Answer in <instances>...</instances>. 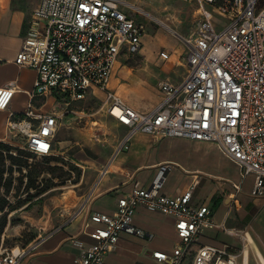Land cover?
I'll use <instances>...</instances> for the list:
<instances>
[{
	"label": "built area",
	"instance_id": "2783aa9c",
	"mask_svg": "<svg viewBox=\"0 0 264 264\" xmlns=\"http://www.w3.org/2000/svg\"><path fill=\"white\" fill-rule=\"evenodd\" d=\"M183 1L196 2L200 16L196 34L183 38L187 71L178 84L162 82V100L152 111L142 113L110 89L120 58L136 56L141 49L145 25L136 19L134 6L123 0H41L30 17L15 63L38 74L31 100L53 98L63 106V114L41 113L32 103L20 118L10 113L8 130L23 141L21 146H11L40 158L54 155L63 117L78 115L81 104L100 92L105 95L100 112L129 129L120 149L127 148L131 137L140 132L214 142L240 167L243 178L255 177L253 193L263 195L264 0ZM216 18L224 21L220 30ZM15 93L14 88H0V111L10 108ZM168 169L161 166L160 173ZM160 190L159 182L150 188L136 183L119 199L114 215L92 214L93 243L75 242L81 250L78 264H103L123 234L145 237L133 225L139 207L175 220L180 243L171 253L154 252L157 264H253L244 249L201 246L194 250L206 229L235 232L216 224L208 206L192 203L193 189L175 197ZM36 245L1 252L0 264H19Z\"/></svg>",
	"mask_w": 264,
	"mask_h": 264
},
{
	"label": "crops",
	"instance_id": "0c3cea01",
	"mask_svg": "<svg viewBox=\"0 0 264 264\" xmlns=\"http://www.w3.org/2000/svg\"><path fill=\"white\" fill-rule=\"evenodd\" d=\"M40 3L41 0H0V88L16 89L10 108L0 111V141L12 146H21L23 141L20 137L14 138L8 130L10 113L20 118L32 103L41 113L63 114V106L53 98L37 97L31 100L30 94L34 91L38 74L30 68H19L15 63L30 17ZM176 45L172 35L146 34L145 28L139 53L120 58L111 78L110 89L131 108L142 113L152 111L162 100V94L159 89L156 100H153L142 89V83L150 79L145 75L152 78L159 76L156 63L160 50L174 49ZM183 45L186 59L188 49ZM139 57H146L148 67L130 74L131 69L123 62ZM129 78L130 85L127 84ZM96 93V97L82 104L99 101L101 105L105 95ZM147 99H152V106L148 105ZM73 116L68 114L63 117L60 130L65 119ZM121 126L117 130L118 143L99 163L97 177L80 214L71 223L37 242L35 249L19 264H78L81 250L75 242L81 241L86 246L93 243L90 232L95 224L91 222V215H114L119 199L128 195L136 183L150 188L155 182L161 184L162 194L172 197L182 196L193 189L192 203L197 207L208 206L216 224H223L227 230L235 232V235H230L220 229H206L194 245V250L201 246H228L235 252L244 249L253 264L264 259V194L253 193V175L243 178L240 167L224 155L214 142L179 137L159 138L140 132L131 137L127 148L120 149L129 132L127 127ZM165 165L169 169L161 174L160 168ZM105 170L107 173L102 175ZM133 225L143 230L146 236L123 234L116 249L106 255L103 264H157L153 258L154 252L171 253L180 243L175 220L145 207L136 210Z\"/></svg>",
	"mask_w": 264,
	"mask_h": 264
},
{
	"label": "rangeland",
	"instance_id": "374dc122",
	"mask_svg": "<svg viewBox=\"0 0 264 264\" xmlns=\"http://www.w3.org/2000/svg\"><path fill=\"white\" fill-rule=\"evenodd\" d=\"M123 1L134 6L136 19L145 24L146 34L172 35L177 42L174 49L162 48L157 55L156 67L157 72H160L159 76L152 78L145 75L146 78H150L148 79L150 82L144 80L142 83V89L156 100L160 83L167 80L179 83L183 80L186 55L183 38L195 35L198 30L200 22L198 6L194 1L183 0ZM207 9L212 10V7L209 6ZM217 22L220 24L218 26L220 30L224 26V21L218 18ZM123 65L131 69L130 74L148 67L146 57L123 62ZM127 82L130 85V78ZM150 101L152 99H147L148 105L152 106ZM81 106L82 110L78 115L65 119L56 139L55 155L32 158L25 153H18L17 149L11 152L21 160V164H24V185L16 195L15 187L20 185L18 179L22 174L19 167L7 161L6 168L12 167L14 175L9 202L16 206V209L8 211V224L2 237L0 253H7L16 248L29 250L60 227L71 223L80 214L79 211L97 177L99 163L116 147L117 130L122 128L115 120L100 112L99 101ZM25 165H28V168ZM29 171L38 176L36 186L45 191L31 199L29 194H37V191L26 186ZM7 177L8 171L5 174V178Z\"/></svg>",
	"mask_w": 264,
	"mask_h": 264
},
{
	"label": "trees",
	"instance_id": "16d2710c",
	"mask_svg": "<svg viewBox=\"0 0 264 264\" xmlns=\"http://www.w3.org/2000/svg\"><path fill=\"white\" fill-rule=\"evenodd\" d=\"M14 150V148L6 143H3L0 141V246L2 243V237L5 233L8 220H7V214L9 210L14 211L16 209V206H13L9 202V197L13 191V181H14V175H13V168H6L7 167V161L11 162V165H16L19 167V172L22 174V177H20L18 180L20 182V185L15 187L16 195L20 192L21 187L24 185V175H23V167L24 164H21V160L17 156H14L11 154V152ZM18 153L21 154H27L29 157L34 158L35 156L33 154L24 152L23 150H17ZM25 167L28 168V165H25ZM9 172V177L5 178V174ZM28 179V184L26 185L27 188H32L37 191V194H29L30 199L36 197L39 193H45L43 188L40 189L39 186H36L38 176H34L32 171H29L28 175L26 176Z\"/></svg>",
	"mask_w": 264,
	"mask_h": 264
},
{
	"label": "bare ground",
	"instance_id": "6f19581e",
	"mask_svg": "<svg viewBox=\"0 0 264 264\" xmlns=\"http://www.w3.org/2000/svg\"><path fill=\"white\" fill-rule=\"evenodd\" d=\"M161 22V21H160ZM162 24H164L166 27H168L170 30H172L168 25H166L165 23H162ZM173 31V30H172ZM173 32H175V31H173ZM257 250V249H256ZM258 251V250H257ZM262 258V257H261ZM260 262L261 263H263L264 264V259L262 258L261 260H260Z\"/></svg>",
	"mask_w": 264,
	"mask_h": 264
},
{
	"label": "snow or ice",
	"instance_id": "6c2138e0",
	"mask_svg": "<svg viewBox=\"0 0 264 264\" xmlns=\"http://www.w3.org/2000/svg\"><path fill=\"white\" fill-rule=\"evenodd\" d=\"M181 227H183V225H181Z\"/></svg>",
	"mask_w": 264,
	"mask_h": 264
}]
</instances>
